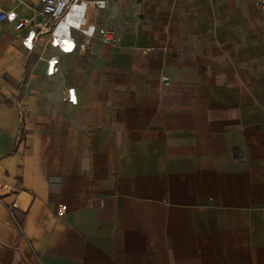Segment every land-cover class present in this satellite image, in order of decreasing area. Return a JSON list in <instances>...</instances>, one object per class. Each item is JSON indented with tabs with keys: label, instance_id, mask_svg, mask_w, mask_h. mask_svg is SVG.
<instances>
[{
	"label": "crops",
	"instance_id": "obj_1",
	"mask_svg": "<svg viewBox=\"0 0 264 264\" xmlns=\"http://www.w3.org/2000/svg\"><path fill=\"white\" fill-rule=\"evenodd\" d=\"M98 12L71 53L0 21V264H264V8L139 0L109 41Z\"/></svg>",
	"mask_w": 264,
	"mask_h": 264
},
{
	"label": "built area",
	"instance_id": "obj_2",
	"mask_svg": "<svg viewBox=\"0 0 264 264\" xmlns=\"http://www.w3.org/2000/svg\"><path fill=\"white\" fill-rule=\"evenodd\" d=\"M37 4L41 5L40 16L43 19H32V18H20L15 10H0V21L7 20L13 22L15 29L20 31L25 28L28 29L27 35L23 39V44L28 50H33L35 46V41L39 35H48V43L50 46L57 48L63 53L74 52L78 47V42L74 36L73 31L78 30L88 37L93 36L97 31L96 24L93 23V30L91 33H87L82 29L70 25L68 31H63L61 33L57 32V28L62 20L74 9L77 4H84L85 11L84 17L89 19V12L104 9L107 5L106 0H93L94 8L92 10L90 0H32ZM255 4L259 8H264V0H255ZM107 32L105 34L106 39H112L113 35ZM84 45L82 44V47ZM60 59L57 56H51L47 60V74L54 75L59 72ZM163 79L168 82L169 77L164 76ZM63 99L71 102L72 104H77V99L75 96V88H68L63 96Z\"/></svg>",
	"mask_w": 264,
	"mask_h": 264
},
{
	"label": "rangeland",
	"instance_id": "obj_3",
	"mask_svg": "<svg viewBox=\"0 0 264 264\" xmlns=\"http://www.w3.org/2000/svg\"><path fill=\"white\" fill-rule=\"evenodd\" d=\"M139 0H107V5L104 9H100L98 12V32L104 39H106L105 34L113 35L111 40H115L116 31L120 28H123L127 22L134 20V17L137 15L135 13L136 3ZM255 3V0H253ZM256 5V4H255ZM23 11H27L25 7H21ZM93 10V9H92ZM96 11H90L91 16H95ZM75 26H78L77 24ZM60 31H68V27L62 26ZM91 31V29H90ZM77 33L76 30H74ZM110 40V39H106Z\"/></svg>",
	"mask_w": 264,
	"mask_h": 264
},
{
	"label": "bare ground",
	"instance_id": "obj_4",
	"mask_svg": "<svg viewBox=\"0 0 264 264\" xmlns=\"http://www.w3.org/2000/svg\"><path fill=\"white\" fill-rule=\"evenodd\" d=\"M84 11H85V5L84 4L75 5L74 9L59 24V26L57 28V32L58 33L62 32V31H60L62 26L68 27V30H69L70 25L75 26L77 24L78 26H76V27L82 29L83 31H85L87 33H91L94 26H92V25L87 26V21H86V18L84 17ZM87 29H91V31L88 32Z\"/></svg>",
	"mask_w": 264,
	"mask_h": 264
},
{
	"label": "water",
	"instance_id": "obj_5",
	"mask_svg": "<svg viewBox=\"0 0 264 264\" xmlns=\"http://www.w3.org/2000/svg\"><path fill=\"white\" fill-rule=\"evenodd\" d=\"M32 199L33 196L31 194L26 191H22L16 200L15 206L22 210H27L29 205L31 204Z\"/></svg>",
	"mask_w": 264,
	"mask_h": 264
}]
</instances>
